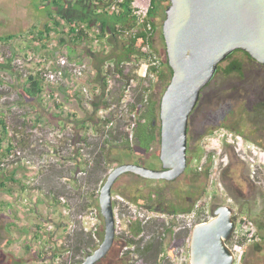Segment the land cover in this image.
I'll return each mask as SVG.
<instances>
[{"label": "rangeland", "instance_id": "rangeland-1", "mask_svg": "<svg viewBox=\"0 0 264 264\" xmlns=\"http://www.w3.org/2000/svg\"><path fill=\"white\" fill-rule=\"evenodd\" d=\"M53 5L52 0H0V58L5 59V63L0 64V111L5 117L8 137L12 139V142H18L21 138L25 141L24 146L19 144L15 146V155L2 160L3 164L0 168L2 169L0 181L5 182L6 187L10 188L9 194L0 191V264H73L74 255H76V259L83 260L88 252L91 253L98 248L103 239L104 223L100 214L95 238L82 222V218L90 208L99 210L97 206L85 205L88 202L85 199L86 194L92 189L95 190V187L85 183L80 191L82 195L77 196L73 192H68L72 191L74 184L68 183L63 177L59 178L54 175L61 171V175L70 176L68 170L73 166V163L68 161V158L73 154V148L78 147L77 145L67 148L64 145L63 138L67 137L69 133L67 130L63 131L64 125L68 122L75 124L76 121L84 119L91 114L92 108L82 101H79V104L74 102L67 92L68 88L62 86L47 87V89L57 92L59 105L46 109L41 97L32 100L23 96L22 93V87L32 72L30 67L36 68L37 64L33 62L32 66H30L31 63H28L27 66L22 64V67H19L18 63L14 65L12 63L14 60L22 61V53L25 52H32L36 57H50L59 52L58 48L51 49L49 47V50L43 48L41 44L45 43L44 41L34 46L32 40V36H36L39 31H42L45 24L53 23H50L49 11H52L53 18L58 19L59 15L56 14V7ZM66 5L68 4L62 5L66 9L65 12H62V7L58 9L59 14L63 13L65 16L68 14L69 7ZM167 5L168 2L158 0L152 18L154 25L152 45L158 50L159 57L157 59L162 64H165L166 61L165 44L162 40V23ZM60 23L58 34L54 31L50 34L55 37L56 44H59V38H63L62 34L65 35L69 30V25L64 21L60 20ZM6 36L13 38L8 42L1 41ZM64 41L65 43L60 46H65L69 59L88 58L84 48L78 45L71 46L66 40ZM107 47V53H105L106 50H103L100 55L96 56L98 59L114 51V48L108 45ZM243 59L245 60L243 77L232 74L226 79L220 77L217 79V81H222L226 88L231 84L237 87L241 86L237 93L259 82H264V66L254 65L244 56ZM133 62L134 57H131L125 67V73L136 78L134 74L136 67ZM110 80L112 92L105 99L110 102L114 127L129 135L126 128L132 119H129L130 117L126 114H119L122 107L120 99L123 96L126 80L118 81L114 76H111ZM147 86L150 88L144 96L148 101L156 102L154 122L156 127L160 128L159 104L165 90L164 85L153 78L136 81L132 96L135 100L138 99L139 92H142L143 88ZM206 94L207 91H204L202 98ZM143 108H145L144 104ZM72 112L76 114L71 115ZM37 117L40 120L35 123ZM71 117L73 120L69 121ZM95 118H98V114ZM23 121L24 124H21ZM217 131L224 137L207 138L210 141L209 145L215 147V150L211 148L209 151L206 150V147L204 148L206 137L200 140L198 149H193L192 153L188 150L186 170L173 182L146 183L136 176L128 174H123L118 178L112 188V202L115 201V209H117L121 221L120 231L115 237H120L122 240L131 238V225L126 221L128 218L133 223L138 221L147 228L140 236L133 239L135 247L133 252L130 251L131 254L127 252L122 254V248L120 249L117 245L118 242L115 246L114 242L109 253L97 264H157L160 258V254L157 253L160 241L165 244L166 252L162 264H189L188 251L191 232L181 228L183 222L177 226L178 230L173 231L166 223L173 225V221L169 218L171 213H162L157 208L138 206L129 198L138 193H145L148 189H153L163 192L169 201L180 206L179 201L183 202L186 194L195 193L192 206L202 197H207L208 207L212 213L214 209L223 204L229 205L235 209L234 213H238L240 206L226 189L222 180L223 174L227 172V167L230 168L228 173H235L245 195L254 194L251 197L254 199L250 202L251 213L245 215L249 216L256 225L261 241L247 247L243 264H264V149L255 147V145L232 134L231 139L235 141L236 150L231 151L232 149L229 147L230 133L220 129ZM78 132L82 134L84 131L82 129ZM61 135L63 136L61 137ZM88 136L90 142L95 143L98 140V135L91 134V131L88 132ZM225 138H228V141H225ZM125 146L121 151L114 150L113 156L116 158L123 156V160L127 162L128 160L134 163L139 161L141 162L139 165L149 169L157 170L159 168L160 143H154L146 153L139 151L134 141L129 143L132 152ZM211 152H215L213 160L206 161V155ZM83 153H86V149ZM126 154L130 155V159ZM88 156L82 155L83 159H94V157L89 156V158ZM63 157L67 158L66 161H62ZM117 165H112L108 173ZM207 167L209 176L205 177L203 172ZM85 169L90 172V165ZM83 170L84 166H81L78 171ZM5 172L13 173L15 183L4 179ZM86 177L85 174L75 175L78 180L86 181ZM63 185L66 186L67 192L63 190V193H59ZM51 192H54L57 198L63 197L68 201L71 207L69 217L62 214L54 201L51 202ZM44 220L46 224L43 223ZM16 223L19 226L17 230L11 227ZM167 229L172 230L170 235L165 231ZM99 233L102 234V239L99 238ZM79 238H84L95 247L82 248L76 252L75 247L79 245L77 244ZM52 253L54 258L48 260V256Z\"/></svg>", "mask_w": 264, "mask_h": 264}, {"label": "water", "instance_id": "water-1", "mask_svg": "<svg viewBox=\"0 0 264 264\" xmlns=\"http://www.w3.org/2000/svg\"><path fill=\"white\" fill-rule=\"evenodd\" d=\"M161 1L168 2L162 36L172 71L159 104L162 168L125 163L108 173L98 195L103 239L80 264H97L114 244L112 188L121 175L131 173L147 180L172 182L185 172L188 118L218 64L236 50L264 64V0ZM239 214L223 204L213 210L211 220L194 226L189 237V264H232L233 255L226 242Z\"/></svg>", "mask_w": 264, "mask_h": 264}, {"label": "trees", "instance_id": "trees-1", "mask_svg": "<svg viewBox=\"0 0 264 264\" xmlns=\"http://www.w3.org/2000/svg\"><path fill=\"white\" fill-rule=\"evenodd\" d=\"M158 0H150V8L148 10V18L152 24V34L154 32V25L152 23V18L155 14V8ZM98 6H107L109 3H111V0H97ZM52 4L57 5L59 8L62 7V4H59V0H52ZM130 0H123L122 3H120L118 6L120 7V13L114 14V15H104L103 13L100 15H97L100 20L99 22L101 23L100 28H101V36L100 38L104 36L105 32L107 29L112 27L114 24H121V28L124 29H132L134 27V20L133 16L131 14L130 8H129ZM52 11L48 12L49 18H50V23L53 22L52 24H45L44 28L42 31H39L36 36H32L33 44L34 46L38 43L45 42L41 44L43 48L47 47V44L49 41H51L50 34L54 31L58 34L59 30L58 28L61 27V21H64L67 25H69V31L67 34H62L64 37L59 38L58 42L59 45H62L65 43L64 40H66L71 46L73 45H79L81 41L83 42L82 36L83 31L80 32H75V29L78 27L77 24V18L72 15V14H67L66 16H58V19L53 18L52 16ZM165 12V11H164ZM164 18H165V13H164ZM154 36V35H153ZM146 37L147 34L144 33L142 30H139V32L134 36H126L121 39V41H117L116 44H114V51L116 53H111L107 56L103 55L102 58H94L96 59L93 61V66L98 74V81L99 79H103L101 77V74L103 73V65L104 62L109 60L110 62L112 61L113 67L109 70V72H115L119 74L116 79L118 81H122L123 79L130 78L128 73H125V67H120L121 63H128L130 62L131 57H134V55L137 53V51H140V48L143 44L146 43ZM12 36H6L1 39V41L8 42L12 39ZM162 40L163 36H162ZM85 42V41H84ZM150 49H151V55L156 56V58L159 57L158 55V50L154 48L152 45V41L150 40ZM165 44V42H164ZM159 60V59H158ZM97 62V63H96ZM164 66V68H163ZM231 71V69H228ZM150 73L153 76V80L162 83L166 89L167 85L170 82L171 76H172V71L170 67L168 66L167 62V55H166V61L165 64H162L159 61L158 66L150 67ZM125 81V82H126ZM103 86H106L104 81L101 83ZM127 84V83H126ZM151 86V84H150ZM150 86L144 87L142 92H139V98L136 99V103L142 104L143 99H145L144 106L145 108L142 109V111L139 114V117L136 122V127L133 131V141L135 142V146L139 151L142 152H149L151 149L152 145L154 143H160V128H157L154 122L155 118V113H156V102H153L152 100H147L144 94L149 90ZM125 87V86H124ZM123 87V91H124ZM42 79L38 75H28L25 85L22 87V93L23 96L29 98V99H37L40 98V95L42 93ZM165 91V90H164ZM103 93V92H102ZM147 103V104H146ZM146 104V105H145ZM108 108L110 107V102H108L104 95L101 94L95 102H93L92 105V112L89 114L87 117L84 119H81L80 121H76L75 124L79 129H83V135L78 138L77 136H74L73 138V143L75 144H82L74 149V154L76 156H81L82 155H89L90 157H94V159H84L80 163L73 164L72 167L69 168L68 173H70L68 177H65L61 175V171H58L54 173L57 177L65 178V180L68 183L74 184V187L72 191L68 192H73L74 195L81 196V189L86 183L88 186L91 185L95 187V190L92 189L90 190L89 193L86 194L85 199L88 200V202L85 204L86 206H97L98 207V195H99V190L101 186L103 185L107 175H108V170L112 165H121L125 164L127 162L126 160H123V156H120L118 158L113 156V151H121L125 146L127 150H130L132 152V147L129 146V137L128 133H124L121 130H118L117 128L113 127L109 130L106 129L107 124L110 121H114L113 114L110 112L108 116L104 119H99L95 118L96 117V112L100 108ZM59 108V107H58ZM96 119V120H95ZM243 119V120H242ZM40 118L37 117L35 119V123L39 122ZM242 121H245L244 118H241ZM24 124V121L21 123ZM244 126V123L242 122L241 127ZM91 131V134H96L98 135V140L94 142L89 141V136L88 132ZM14 140V139H13ZM25 141L21 138L18 140V142L13 143L12 139L8 137V132L6 128V122H5V117L3 113L0 111V168L2 166V160L4 158H8L9 156L15 155L14 149L16 145L24 146ZM75 147V146H74ZM124 148V149H125ZM86 153H83L85 151ZM131 154V153H129ZM88 156V157H89ZM128 159H130V155H127ZM89 157V158H90ZM123 157V158H122ZM130 161V160H128ZM128 163V162H127ZM57 165V164H56ZM90 165V172H87L86 167ZM117 165V166H118ZM58 166V165H57ZM81 166H84V170L82 171L86 177V181L83 180H78L75 178V175L77 174V171ZM116 167V166H115ZM227 167V172L223 174L222 180L223 184L225 185L226 189L231 193L233 199L236 201V203L240 206V209L238 213L240 214H250L251 213V205L250 202L251 200L253 201L254 198H251L252 195H245L244 190L242 189L241 183L237 181L235 173H228L230 168ZM2 169H0L1 171ZM6 175V176H5ZM4 179H7L13 183H15V180L13 179V173H7L5 172ZM131 175V174H128ZM203 175L205 177L209 176V170L208 167L205 169L203 172ZM134 176V175H132ZM137 178L141 179L143 182L146 183H153L155 181H150L147 179H143L141 177L136 176ZM167 183V182H166ZM91 189V188H90ZM63 190L67 192L66 186L63 185L61 187V190L59 193H63ZM0 191H4L5 193L9 194L10 188L6 187V183L3 181H0ZM198 193V192H197ZM195 194V193H194ZM193 194V195H194ZM199 194V193H198ZM255 197V196H254ZM129 198V197H128ZM57 196L54 194V192H51L50 195V200L51 202H57ZM133 203H135L138 206H145L150 209L157 208V210H160V212L164 213H176V212H189L192 208V204H189L186 207H181L175 205L171 200L169 201L163 194V192L160 191H154L153 189H148L147 192L145 193H138L135 196H132L129 198ZM255 201V200H254ZM113 208L115 207V201L112 202ZM236 217V216H235ZM234 217V219H235ZM147 226H142V224L138 221L134 222L131 227H130V234L131 238L127 239H121L120 237H115L114 242L115 246L116 243L119 245L120 249L125 245L130 246L134 244L133 239L137 238L142 234L143 231ZM258 229H260V226H258ZM167 234H171L172 232L167 229L165 230ZM99 238L102 239V234H98ZM119 240H122L121 242ZM188 240V239H187ZM78 246H76V252L80 249L84 248H94L95 245H93L91 242H88L87 240H84V238H79L77 241ZM95 250V249H94ZM67 251V250H66ZM88 252L87 254H89ZM157 253L160 254V258L158 260L157 264H162L166 257V252H165V244H163L161 241L158 243V249ZM82 262V259H76V255H74L72 263L73 264H80Z\"/></svg>", "mask_w": 264, "mask_h": 264}, {"label": "built area", "instance_id": "built-area-1", "mask_svg": "<svg viewBox=\"0 0 264 264\" xmlns=\"http://www.w3.org/2000/svg\"><path fill=\"white\" fill-rule=\"evenodd\" d=\"M122 2L123 0H111V3L106 6V10L110 14H118L121 10L118 5ZM129 8L135 22L134 27L130 30L126 28L120 30L119 33L121 37H134L139 32V30H142L147 34L146 43L143 44L140 48V51H137V53L134 55L133 64L136 67L134 71L136 78L130 76V78L127 79V84L124 87L123 96L120 99L122 107L119 111V114H126L128 115V117H130L129 119H132L128 122L126 130L129 132V141H133L132 134L136 127L138 116L143 108V104L146 101L145 99H143L142 104L136 103L134 96H132L133 88L136 87V81H146L148 79H152L153 76L150 73V67L158 66L159 60L156 58V56L151 55L150 49V40L153 43L154 37L152 34V24L148 18L150 0H130ZM80 31H83V35H81L83 42L81 41L78 46H81L85 49L88 58H81L79 60L69 59L67 51L65 50V46L61 47L58 43L56 44L55 37L50 36L51 41L46 43V48L47 50H49V47H51V49L58 48L59 52H57L55 55L50 57H36L32 52H25L22 53V61H12L13 65L18 63L19 67H22V64L27 66L28 63H31L30 66H32L33 62L37 64L36 68L30 67L32 70L30 75H38L42 79L43 90L40 97L42 98L43 104L45 105L46 109L59 105V95L56 91L47 89V87H66L68 88V94H70V97L74 102L78 103L79 101H82L91 108L93 102H95V100L99 96H101V94H103L105 98L111 95L112 82L110 80V77L114 76V78H116L119 76V74L115 72H109V70L113 67L112 61L110 62L109 60H107L106 62H104V65L102 67L103 73L101 74V77H103V79H99V81L98 74L93 66L94 58H97L96 56L100 55L103 50H106L105 53H107L108 47L105 43V37L103 36L100 38L99 36H101V33L98 34L96 28L89 29L87 27L78 26L75 29V32ZM62 37L64 36L62 35ZM4 63L5 59L1 57L0 64ZM128 63H121L120 67H126ZM124 80H126V78ZM102 81H104L106 86H103L101 84ZM110 109L111 106L105 109L101 107L96 112V114H98V118H106V116H108V114L111 112ZM72 114L75 115L76 113L72 112L71 115ZM72 120L73 119L71 117L69 121ZM113 127L114 121L112 120L107 124L106 129L109 130ZM73 128L74 124L71 122L66 123L63 127V131L67 130L69 132L67 137H65L68 139L69 147L82 145L80 143L74 145L72 139ZM62 136L63 135H61V137ZM82 160L84 161L83 157L76 156L74 152L71 157L68 158V161L73 164L80 163ZM76 175H84V173L82 171H78ZM208 204L209 200L207 199V197H202L192 206L189 212L171 213L169 218L171 221H173V225H169L168 222H166L168 227H171L173 231H176L178 230L177 226L179 225V223L183 222L181 228L183 230L191 232L193 227L197 224L206 223L213 218V213L209 210ZM56 205L58 206V208H60L62 214L65 217L70 216L71 207L65 198H58ZM233 211H235L234 208ZM113 213L115 235H117L120 231L121 221L115 207L113 208ZM99 214L100 213L97 208H90L87 214L82 218V222L86 226L88 232L93 236V238H95L98 230ZM196 220L198 221L196 222ZM126 221L130 225L133 224L132 220L129 218L126 219ZM70 223L72 224V222ZM172 230L170 231L172 232ZM260 241L261 237L258 233L257 227L249 218V216L245 214L237 215L234 219V228L232 234L229 240L226 242L233 255L232 264H243L247 247L252 244H257ZM134 247L135 243L130 246L124 245L122 247L121 253L124 254L125 252H127L131 254L130 251L133 252Z\"/></svg>", "mask_w": 264, "mask_h": 264}, {"label": "flooded vegetation", "instance_id": "flooded-vegetation-1", "mask_svg": "<svg viewBox=\"0 0 264 264\" xmlns=\"http://www.w3.org/2000/svg\"><path fill=\"white\" fill-rule=\"evenodd\" d=\"M60 3L63 6L65 3L68 4L66 5V7H69L67 13H70L77 18L76 22L78 26L87 27L89 29L96 28L98 34L101 33V23L99 22L100 18L97 15L102 13L105 16L114 15V13L110 14L106 10V6L104 8L103 6H98L97 0H74L69 2L60 0ZM53 6L56 7V14L59 16L65 15L62 13L66 10L63 6L62 14H59L60 12L58 9L60 8L58 6ZM121 26V24H114L107 29L104 34L105 43L111 48H114V44H116L117 41L123 39L119 33V31L122 30ZM243 56L250 60L254 65L264 66V64H259L247 53L241 50L232 52L225 60L218 64L213 78L201 90L198 101L189 115L187 127V153L188 150L192 153L193 149H198L200 140L205 137L207 141L204 148L206 147V150L208 149L209 151L211 148L212 150H215V147L209 145L210 141L207 138L214 139L215 137L219 138V136L224 137V135L218 133L217 130L219 129L230 133L229 147L232 149L231 151L236 150L234 146L235 141L231 139L233 137L232 134L252 145H255V147L264 149V82H259L249 88L243 89L240 93H237L238 89L240 91L241 86L237 87L236 85L231 84L226 88L222 81H217L218 77L226 79L232 74H237L239 77H243L245 71V60L243 59ZM228 69H231V71ZM204 91H207V94L202 98ZM241 118H244L245 121H242L243 119L241 120ZM242 122L244 123L243 127H241ZM80 130L82 129H79V127L74 124L72 139L74 136L80 138L83 135V133L79 134L78 131ZM225 141H228V138H225ZM63 143L67 148L69 147L67 138H63ZM214 155L215 152L207 154L205 157L206 161H212ZM233 156L235 157L234 154ZM66 159V157H63L62 161H66ZM135 162L136 163L131 162V160L128 161V163L137 165L141 163L139 161ZM161 168L162 166L160 162V166L157 170H160ZM153 181L166 182L162 180ZM192 199V193L189 195L186 194L183 202L180 200L179 204L181 207H186L192 203ZM44 221L43 223L46 224V221ZM63 226L64 224L62 227ZM11 227L16 228L17 230L19 226L16 223ZM35 236L37 235L35 234ZM53 258V253L48 256V260Z\"/></svg>", "mask_w": 264, "mask_h": 264}]
</instances>
